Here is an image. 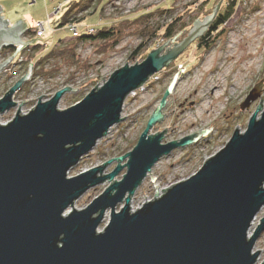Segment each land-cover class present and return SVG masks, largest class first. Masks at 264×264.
Segmentation results:
<instances>
[{
  "label": "water",
  "instance_id": "95a60500",
  "mask_svg": "<svg viewBox=\"0 0 264 264\" xmlns=\"http://www.w3.org/2000/svg\"><path fill=\"white\" fill-rule=\"evenodd\" d=\"M219 5L198 19L189 35L167 39L143 60L113 69L102 85L79 101L58 106L71 91L64 86L52 96H39L32 108L18 107L8 122L0 119V264H254L261 248L254 243L264 230V97L246 128L235 124L231 136L199 169L167 184L152 199L132 209L135 189L152 166L172 149L188 145L200 131L182 139L162 140L168 124L149 132L164 116L171 87H166L144 129L127 152L107 163L68 174L109 128L120 122L125 97L186 48L194 33L206 31ZM0 50L20 44L28 23L19 16L9 24L1 15ZM13 55L0 62V72ZM25 73L0 97V114L18 102L12 98L32 74ZM256 84L240 103L248 108L258 97ZM258 113H260L258 115ZM125 169L121 178H115ZM107 186L85 207L74 202L89 188ZM119 205L118 210L116 206ZM107 223L99 229L105 213ZM264 264V258L263 262Z\"/></svg>",
  "mask_w": 264,
  "mask_h": 264
},
{
  "label": "rangeland",
  "instance_id": "374dc122",
  "mask_svg": "<svg viewBox=\"0 0 264 264\" xmlns=\"http://www.w3.org/2000/svg\"><path fill=\"white\" fill-rule=\"evenodd\" d=\"M66 1L0 0L1 15L13 23L21 16L28 23L26 26L30 30L35 21L49 20L51 28H46L44 38L28 37L31 47L44 42L49 44L42 52L37 53L39 55L53 48L52 46H63L76 40L70 38V31L64 26L55 28L57 24L55 21L60 14L53 13V10L58 4H64ZM74 1L77 5H74L75 11L71 12L70 22L76 24L79 34L85 33L86 27L97 29L102 24L127 17L140 9L170 2L168 10L152 13L148 23L153 28L170 23L174 36L169 41L173 46L176 40L189 35L198 19L210 14V11L204 8V0H107L106 3L104 0ZM210 1H213L210 8L212 12L215 4L219 5L217 10L219 11L227 0ZM240 4L221 32L213 35L208 34L206 29L204 32L194 33L186 48L175 58L180 64L178 61L174 62V59L130 92L122 105L125 117H121L120 122L112 125L68 174L82 172L92 165H101L109 160L111 162L107 163L104 169L111 170L115 167L118 164L116 158L120 155L114 154L127 152L134 146L141 129H144L168 86L171 87V92L163 108L164 116L149 132L158 131L168 124L162 140L173 139L175 136L180 140L187 133H193L206 125L214 127L212 130L200 131V137H195L192 143L178 146L160 157L135 189L132 209L140 207L144 200L152 199L158 193L159 187L161 192L167 184L196 172L208 156L226 143L235 129V124L243 131L250 116L259 106V101L264 97V0H241ZM83 5L89 6L81 10ZM79 18L81 19L77 20ZM209 25L210 23H206V27ZM26 37L24 35V38ZM197 42L200 44L197 45ZM161 44H167V40L159 33L156 32L153 38L144 40L136 25L125 29L117 44L107 48H103L100 41L76 42L74 47L76 60L74 62L62 58L46 60L42 64L46 69L56 66L57 70L53 74L35 76L32 74L17 93L15 98H18V102L15 103V107L0 114V119L7 122L18 111V107L28 111L39 96H52L56 89L64 86L70 87L71 91L62 96L58 106L71 105L75 103L73 101H79L95 85H102L103 79H107L113 69L127 62L143 60L158 45L162 47L160 55L167 52V45ZM6 57L1 53L0 62ZM24 67L23 64L16 78L6 76L4 71L0 72V97L25 73L27 68ZM256 84H259L258 97L250 102L248 108L240 109V103ZM214 86H217V89ZM205 107L209 108L208 112L205 111ZM124 171L125 169H122L115 178H121ZM110 182L106 181L86 190L74 202L73 208L85 207ZM118 208L119 205L116 206L117 210ZM263 214L264 206L252 221L250 232ZM108 217L107 211L99 229L107 223ZM258 247L261 251L254 264L263 262L264 230L256 239L253 251Z\"/></svg>",
  "mask_w": 264,
  "mask_h": 264
},
{
  "label": "trees",
  "instance_id": "16d2710c",
  "mask_svg": "<svg viewBox=\"0 0 264 264\" xmlns=\"http://www.w3.org/2000/svg\"><path fill=\"white\" fill-rule=\"evenodd\" d=\"M104 2L106 3L107 0ZM205 2V10L210 11L212 8L213 1L210 0H204ZM241 0H227L224 5L221 7L219 11L216 12L215 16L213 17L210 25L207 28V33L209 34H216L218 32H221L224 28V25L229 21V19L234 15L237 8L241 5ZM76 1H70L64 12L59 16V18L55 21L57 23L55 25V28L57 27H63L65 24L69 23L71 18V12L72 10L75 11L74 5L76 4ZM104 3V5H105ZM169 4H171L169 2ZM169 4H158L151 8L147 9H140L137 12H133L127 17H120L119 19H113L109 23L102 24L99 28L95 29V32L93 34H86L82 32L79 37L76 38L74 42H70L68 44H65L63 46H52L53 48H50L45 53H41L37 55L38 52H42L43 49L47 46V44H34L31 47V51L26 54L25 61H24V69L27 68V66L31 63L33 65V75H45V74H53L57 67H53L50 69H46L42 64L46 60L50 59H56V58H62V59H70L71 61L76 60V54L74 52V47L76 42L80 41H100L103 43V48H107L109 46H114L119 41L122 32L133 26L136 25L139 28L140 35L144 38V40H149L155 36L156 32L159 33L163 39H172L174 34L171 32V25L170 23H164L162 25H157L154 28L148 23L149 16L152 13L156 12H162L166 11L170 8ZM89 5H83L81 10H85ZM104 7V6H103ZM103 7H101V12L103 10ZM209 13V12H208ZM206 13V14H208ZM82 18V17H81ZM81 18L77 19L80 20ZM157 29V31H155ZM206 33V34H207ZM25 36L30 37L34 36L33 32L30 29H27L24 33ZM217 35V34H216ZM200 44V42H197V45ZM7 47H4L1 51L3 52ZM180 64V61L178 59H175L174 62H177ZM73 102H76L73 101Z\"/></svg>",
  "mask_w": 264,
  "mask_h": 264
},
{
  "label": "built area",
  "instance_id": "2783aa9c",
  "mask_svg": "<svg viewBox=\"0 0 264 264\" xmlns=\"http://www.w3.org/2000/svg\"><path fill=\"white\" fill-rule=\"evenodd\" d=\"M67 2L68 1H66V3H64V4H61V3L58 4L54 8L53 13H57V14L61 15L64 12V10L66 9ZM48 27H50V22L48 19L39 20V21H35L33 23L31 31L33 32V35L36 39H42V38H44L46 28H48ZM64 27L70 31V35H71L70 38H77L80 36L79 31L77 29V26L73 22H69V23L65 24ZM94 32H95L94 28L87 27L86 34H93ZM28 40H29L28 37H26V38H24V36L22 37V41L29 42ZM43 44L49 45L47 42H44ZM30 51H31L30 42L28 44H20V45L14 46V47H10L6 51H4L3 54H5L7 56L6 58L13 55L12 60L2 70L6 73V76L9 75L10 78H16L18 76L19 70L24 64L25 56ZM32 71H33V69H32ZM20 90H21V87L17 91L14 92L12 98H15L17 93ZM8 121H9V119H8Z\"/></svg>",
  "mask_w": 264,
  "mask_h": 264
},
{
  "label": "crops",
  "instance_id": "0c3cea01",
  "mask_svg": "<svg viewBox=\"0 0 264 264\" xmlns=\"http://www.w3.org/2000/svg\"><path fill=\"white\" fill-rule=\"evenodd\" d=\"M31 1H34V0H31ZM68 1V3L70 2V1H72V0H67ZM74 1V0H73ZM67 3V4H68ZM9 24H16V22L15 23H13V22H11V21H9ZM51 25V24H50ZM23 26H25V29H28L27 28V26L26 25H23ZM51 28V27H50ZM54 28V27H53ZM24 34V33H23ZM23 34H21V39H22V37H23Z\"/></svg>",
  "mask_w": 264,
  "mask_h": 264
},
{
  "label": "bare ground",
  "instance_id": "6f19581e",
  "mask_svg": "<svg viewBox=\"0 0 264 264\" xmlns=\"http://www.w3.org/2000/svg\"><path fill=\"white\" fill-rule=\"evenodd\" d=\"M86 29H87V27L85 28V33H86ZM214 88L217 89V86H214ZM216 95H217V94H216ZM208 106H209V102H208ZM208 109H209V108L205 107V111H206V112H208Z\"/></svg>",
  "mask_w": 264,
  "mask_h": 264
},
{
  "label": "flooded vegetation",
  "instance_id": "af4514ba",
  "mask_svg": "<svg viewBox=\"0 0 264 264\" xmlns=\"http://www.w3.org/2000/svg\"><path fill=\"white\" fill-rule=\"evenodd\" d=\"M7 49H8V48H6L4 51H6ZM1 50H2V49H1ZM1 50H0V54H1V53L3 54V53H4V51L2 52Z\"/></svg>",
  "mask_w": 264,
  "mask_h": 264
}]
</instances>
